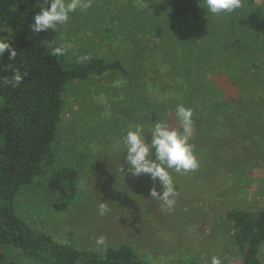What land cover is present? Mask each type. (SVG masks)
<instances>
[{"label":"rangeland","instance_id":"rangeland-1","mask_svg":"<svg viewBox=\"0 0 264 264\" xmlns=\"http://www.w3.org/2000/svg\"><path fill=\"white\" fill-rule=\"evenodd\" d=\"M90 3L55 32L66 64L120 60L128 74L67 87L54 150L59 166L82 162L75 165L83 169L78 196L62 213L23 197L22 217L80 250L128 244L147 264H205L212 256L240 264L226 214L264 211V0H241V8L218 16L208 15L203 2L197 22L183 24L171 19L168 0ZM150 96L155 99L137 109L134 102ZM251 102L259 117L247 120ZM181 104L194 112L190 143L200 166L171 172L177 195L168 209L150 195L154 186L162 192L158 182L128 173L122 139L140 125L150 143L149 130L162 119L179 128ZM100 202L109 209L103 216ZM101 236L105 246L96 244ZM260 257L264 264V246ZM12 259L42 264L18 251Z\"/></svg>","mask_w":264,"mask_h":264},{"label":"trees","instance_id":"trees-1","mask_svg":"<svg viewBox=\"0 0 264 264\" xmlns=\"http://www.w3.org/2000/svg\"><path fill=\"white\" fill-rule=\"evenodd\" d=\"M203 2L168 0L170 17L177 24L197 22ZM43 6L45 0H0V40L10 42L18 53L15 60H10L7 52L0 57V264H19L12 259L15 251L42 264H147L128 244L94 251L59 242L25 221L17 207L26 196L59 213L71 206L83 171L75 165L82 162L59 166V153L54 150L67 87L107 73L128 74L120 60L90 58L67 65L65 53L52 55L59 47L55 32L34 33L30 28ZM15 69L27 76L21 86L12 88L3 80L10 79ZM148 99L155 98L134 102L137 109ZM256 111L254 102L248 103L246 119L258 116ZM261 115L264 120V106ZM226 217L240 264H263L264 211L232 209Z\"/></svg>","mask_w":264,"mask_h":264},{"label":"clouds","instance_id":"clouds-1","mask_svg":"<svg viewBox=\"0 0 264 264\" xmlns=\"http://www.w3.org/2000/svg\"><path fill=\"white\" fill-rule=\"evenodd\" d=\"M241 0H204L202 8L213 16L232 13L241 8ZM91 7L90 0H45V6L40 7L30 26L34 33L58 31L66 25L72 14L77 10H86ZM65 46L55 47L52 55H64ZM9 53L10 60H15L18 53L10 42L0 40V57ZM27 73L19 69L13 71L12 77L5 78L3 83L9 87L17 88L25 80ZM175 115L179 121V128H170L165 120L156 122L149 130L151 142L144 134L140 125L130 128L123 136L122 142L126 149V162L128 173L133 177L147 175L154 182L159 183L162 192L154 186L151 197L163 202L162 206L171 209L175 205L174 197L177 195L171 172L180 174L195 171L199 168V161L194 153V145L190 143L194 135V112L191 108L178 105ZM109 211L107 203L100 202L99 215L103 216ZM97 246H105L106 239L101 236L96 240ZM205 264H222L218 256H212Z\"/></svg>","mask_w":264,"mask_h":264}]
</instances>
